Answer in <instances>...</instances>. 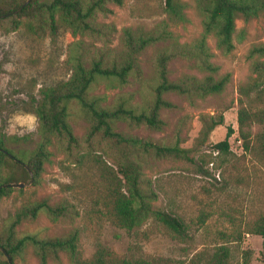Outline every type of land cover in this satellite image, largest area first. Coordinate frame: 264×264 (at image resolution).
I'll return each mask as SVG.
<instances>
[{
  "label": "rangeland",
  "instance_id": "obj_1",
  "mask_svg": "<svg viewBox=\"0 0 264 264\" xmlns=\"http://www.w3.org/2000/svg\"><path fill=\"white\" fill-rule=\"evenodd\" d=\"M177 1L182 3L183 21L169 20L164 0H121L119 5L106 2L108 12H96L92 18V23L101 25L104 34L75 38L61 25L53 36L47 29L40 36H34L23 27L8 30L4 28L5 20L0 21V133L27 135L28 139L19 145L30 150L37 141L32 101L37 98L38 88L68 77L69 43L81 38L86 48L84 62L88 64L98 50L117 55L126 27L153 35L167 32L169 36L153 41L139 53V79L129 77L128 82L119 87L100 80L91 84L89 94L102 96V105L111 106L121 97L137 110H145L157 54L169 47L171 41L191 45L202 34L204 16L196 0ZM240 32L242 37L238 40ZM204 42L208 60L215 67L213 76L227 75V82L219 93L194 98L192 102L175 92L164 94L173 107L159 110L163 121L159 130L143 124L132 126L123 120L113 127V131L126 136L162 144H173L177 140L179 146L189 148L195 146L199 138L200 116L222 115V123L214 126L192 152L194 162L152 153L131 156L139 167L143 200L151 209L176 217L182 224L180 232L170 230L151 215L144 216L131 230L115 223L106 178H120L116 172L119 147L97 135L87 141V121L77 105L72 104L68 107V122L76 144L66 151L63 142L53 139L47 147L50 155L35 182L33 178L31 182L29 179L21 181L24 186H11L14 190L0 197V233L21 204L45 200L49 204L64 205L66 215L55 218L39 211L34 219L24 220L14 228L15 236L60 237L76 231L80 259H90L100 252L110 264L121 260L147 264H210L220 246L228 250L224 264H243L244 254L249 264H264L261 237L247 232L258 216L264 214V154L253 139V134L262 126L254 122L247 126L251 140L249 148L244 150L236 123L239 99L252 110L264 108V84L245 98L239 91L255 76L251 62L257 58L247 57V53L252 45L264 42V13L248 20L240 16L235 19L233 48L227 53L216 45L213 33L207 34ZM166 69L172 80L182 75L200 78L205 74L193 60L176 52L167 60ZM227 125L233 128L228 138V152L217 153L212 144L223 139ZM7 147L12 144L8 143ZM79 154H84L81 161L73 162L71 156ZM200 157L203 162L199 161ZM0 169V174L4 175V167ZM213 173L218 174V179ZM5 259L0 253V264ZM11 264L40 263L32 247L27 245ZM45 264L72 263L66 253L60 251Z\"/></svg>",
  "mask_w": 264,
  "mask_h": 264
},
{
  "label": "trees",
  "instance_id": "obj_2",
  "mask_svg": "<svg viewBox=\"0 0 264 264\" xmlns=\"http://www.w3.org/2000/svg\"><path fill=\"white\" fill-rule=\"evenodd\" d=\"M24 1L0 0V21L5 20L4 28L15 30L23 27L34 36H40L47 29L48 34L53 36L57 26L61 25L74 38L86 34H104L101 25L92 23L94 13H107L106 2L121 4V0H49L48 2L29 0L12 14L11 12ZM164 2L169 20L183 21L185 19L181 11L182 3L177 0H164ZM196 3L198 7H201L204 16L202 34L191 45H179L171 41L169 47L157 54L154 60L153 84L150 86L148 107L145 110H137L121 97L111 106L102 105V96L89 94L90 87L91 84L100 80L119 87L127 83L129 77L139 79V53L153 41L168 38L167 32L153 35L144 31L136 32L126 27L122 34V48L117 55H109V52L103 49L98 50L95 56L89 59L88 64L84 62L86 48L81 38L69 43L70 52L66 57L70 70L68 77L54 85L38 88L37 98L32 101V113L37 122L35 129L37 141H34L33 147L28 150L23 145H19L23 143L21 141L28 139L27 135L0 133V167H4L6 172L4 175L0 174V197L14 190L10 184L29 179L28 171L32 174L33 183L35 182L43 163L50 155L47 147L51 145L53 139L63 142L66 151H70L76 144V138L68 122V107L75 104L88 124L87 141L97 135L102 140L113 142V145L119 147L120 160H117L116 172L120 174V178L116 176L106 178L115 223L121 228L131 230L144 216L151 215L170 230L180 232L182 224L176 217L159 209H151L143 200L139 188V167L131 156L152 153L158 157L169 156L194 162L192 152L196 151L198 144L203 142L214 126L222 123V115L216 117L201 115L199 138L196 145L189 148L179 146L177 140L173 144H162L126 136L113 131V127L117 121L123 120L132 126L143 124L151 129L159 130L163 125V121L159 118V110L173 107L172 103L164 98V94L175 92L192 102L194 98L217 94L223 89L227 82V75L218 78L213 76L215 67L208 60L205 36L213 33L216 37V45L223 52H229L233 48L235 19L238 16L244 20L258 17L264 13V0H196ZM241 37L242 32L239 33L238 40ZM175 52L176 55L193 60V64L205 74L200 78L182 75L176 80L169 79L166 62ZM252 56L257 58L251 62V71L255 76L251 78V82L239 89L244 98L250 91L262 88L264 84V60H260L264 58V42L249 48L247 57ZM253 122L262 126L260 131L253 134V139L258 150L264 154V108L252 110L243 104V99H239L236 123L237 133L244 150L250 146L251 134L247 126ZM232 133L233 128L227 125L223 139L214 142L212 148L217 153L228 152V138ZM8 143L12 144V147H7ZM83 155H72L71 160L78 163ZM99 161L103 163L102 160ZM199 161L203 162V158L200 157ZM103 164L108 167L105 163ZM198 169L201 170L200 167ZM16 190L21 191V189ZM39 211H44L55 218L65 216L67 212L64 205L49 204L45 200L21 204L10 216L5 230L0 233V253L7 258L3 264H11L16 254L27 245L32 247L40 264H45L49 258H56L60 251L66 253L72 264H110L100 252H96L90 259H80L76 250V231L60 237L39 238L34 234L15 236L14 228L24 220L34 219ZM247 232L261 237V252L264 256V214L258 216L248 227ZM227 251V248L220 246L218 252L213 254L210 264H224ZM112 264L147 263L138 260H121ZM243 264H249L245 254Z\"/></svg>",
  "mask_w": 264,
  "mask_h": 264
},
{
  "label": "water",
  "instance_id": "obj_3",
  "mask_svg": "<svg viewBox=\"0 0 264 264\" xmlns=\"http://www.w3.org/2000/svg\"><path fill=\"white\" fill-rule=\"evenodd\" d=\"M29 0H25L17 9H15L14 11H12L11 13L14 14L16 13L22 6H24ZM29 173V182H31L32 180V174L30 173V171H28ZM10 186L12 187H17V188H21L22 186H24V183L22 182H19V183H16V184H10ZM1 250V248H0Z\"/></svg>",
  "mask_w": 264,
  "mask_h": 264
},
{
  "label": "built area",
  "instance_id": "obj_4",
  "mask_svg": "<svg viewBox=\"0 0 264 264\" xmlns=\"http://www.w3.org/2000/svg\"><path fill=\"white\" fill-rule=\"evenodd\" d=\"M238 142H239V140H238ZM209 165L211 166V165H212V163H210V162H209ZM212 175H213L215 178H217V179H218V174H217V173H213Z\"/></svg>",
  "mask_w": 264,
  "mask_h": 264
}]
</instances>
